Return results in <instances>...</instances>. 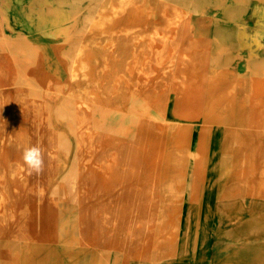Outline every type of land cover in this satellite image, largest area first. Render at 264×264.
<instances>
[{"label":"rangeland","instance_id":"1","mask_svg":"<svg viewBox=\"0 0 264 264\" xmlns=\"http://www.w3.org/2000/svg\"><path fill=\"white\" fill-rule=\"evenodd\" d=\"M94 1L0 0V172L10 178L9 172L22 166L25 180H7L0 264H264V128L257 129V115L241 99L231 107L224 103L227 83L247 82L264 66V0ZM174 14L178 21L167 27L164 20ZM73 42L83 46L84 67L70 77L66 52ZM146 46L162 48L169 58L142 69L150 54ZM25 50L34 57L27 59ZM19 74L40 81L47 91L39 95L18 87ZM65 97L79 110L89 109L84 110L92 145L81 166L75 164L76 132L58 115ZM29 102L46 108L47 123L39 129ZM181 141L182 159L174 153ZM33 142L45 147L40 146L41 173L29 171L22 160ZM138 145L142 153H129ZM24 205L30 213L22 225Z\"/></svg>","mask_w":264,"mask_h":264},{"label":"bare ground","instance_id":"2","mask_svg":"<svg viewBox=\"0 0 264 264\" xmlns=\"http://www.w3.org/2000/svg\"><path fill=\"white\" fill-rule=\"evenodd\" d=\"M81 1V0H80ZM96 1H98V0H96ZM100 1H102V0H100ZM73 2H75V1H73ZM92 3H97V2H93V0H92ZM127 4L126 3H122V7H124V6H126ZM93 6V5H92ZM96 6V5H95ZM95 6H94V8H95ZM120 6V7H121ZM249 7V6H248ZM85 9V8H84ZM87 9V8H86ZM90 9H91V7H90ZM93 9V8H92ZM94 10V9H93ZM85 11V10H84ZM88 12H90L89 10H88ZM87 12V13H88ZM95 12H96V9H95ZM90 13H92V12H90ZM44 15V14H43ZM53 15V14H52ZM89 15H92V14H89ZM46 18V17H45ZM53 18V17H52ZM51 18V19H52ZM179 18V16L178 15H176V14H174L172 17H169V18H166L167 20H164V24L167 26V27H170V26H173L178 20ZM49 19V18H48ZM85 19V18H84ZM83 20V19H82ZM189 20V19H188ZM202 20V19H201ZM72 21V20H71ZM84 21V20H83ZM244 21V20H243ZM58 22V21H57ZM245 22V21H244ZM83 23V22H82ZM85 23V22H84ZM95 24H97L98 26L99 25H101V19H97L95 22H94ZM178 24V23H177ZM176 24V25H177ZM186 24V23H185ZM82 25H84L85 27H84V29L86 28H88V24H82ZM178 27V26H177ZM83 28V27H82ZM61 29V28H60ZM63 29V28H62ZM85 29V30H86ZM182 29H183V27H182ZM185 29V28H184ZM241 29V28H240ZM243 29V28H242ZM241 29V30H242ZM65 30H66V28H65ZM170 30V29H169ZM174 30V29H173ZM181 30V29H180ZM166 31V30H165ZM244 31V30H243ZM247 31V30H246ZM60 32H62V31H60ZM64 32V31H63ZM73 31L72 30H69L68 32H67V34L69 33V35L72 33ZM56 33H57V31H56ZM113 33V32H112ZM132 33V32H131ZM186 33V32H185ZM65 34V33H64ZM63 34V35H64ZM115 34V33H114ZM153 34H156V32L155 33H153ZM251 34V33H250ZM256 34V33H255ZM58 35H59V33H58ZM62 35V36H63ZM78 35V34H77ZM76 35V36H77ZM174 35V34H173ZM184 35V34H183ZM98 36V35H97ZM119 36H121V35H119ZM157 36V35H156ZM253 36V35H252ZM259 36V35H258ZM82 37V36H81ZM110 37H111V35H110ZM158 37V36H157ZM172 37V36H171ZM183 37V36H182ZM238 37V36H237ZM251 37V36H250ZM54 38H56V37H54ZM150 38V37H149ZM176 38V37H175ZM140 39V38H139ZM171 39V38H170ZM178 39H179V37H178ZM15 40V39H14ZM258 40V39H257ZM171 41V40H170ZM175 41H176V39H175ZM177 42H179V41H177ZM255 42V41H254ZM4 43V42H3ZM66 43V42H65ZM148 43V42H147ZM153 43H154V41H153ZM152 43V44H153ZM246 43H247V41H246ZM61 44V43H60ZM59 44V45H60ZM64 44V43H63ZM108 44V43H107ZM133 44V43H132ZM253 44V43H252ZM258 44H259V41H258ZM105 45V44H104ZM255 45V44H254ZM182 46V45H181ZM147 48H150L149 50V52H150V54H149V57L147 56V54H145V56H147L148 58H145V60H144V58H143V60H142V62H141V65L140 66H142L143 68L142 69H144V67H146V66H149L150 64L153 66V65H157L158 66V64H161L164 60L166 61V59H168V58H166L165 57V54H164V51H163V49L162 48H156V47H153V46H146ZM82 48H83V46L80 44V43H76V42H73V43H71L70 44V48L68 47V51L66 52V56H68L69 57V60H70V68H69V74L68 75H70V77H74V75H75V71H79V70H81L84 66H83V62H82V60H81V56H82ZM135 49V48H134ZM148 50V49H147ZM181 50V49H180ZM241 50V49H240ZM245 50V49H244ZM257 50V49H256ZM110 51V50H109ZM242 51V50H241ZM57 52V51H56ZM108 52V51H107ZM132 52V51H131ZM137 52H139V49L137 50ZM5 53V52H4ZM182 53V52H181ZM98 54V53H97ZM170 54H172V53H170ZM9 55V54H8ZM21 55V54H20ZM24 55L27 57V59H32L33 57H34V54H33V52L31 51V50H25L24 51ZM54 55V54H53ZM180 55V54H179ZM247 55V54H246ZM254 55V54H253ZM97 56V55H96ZM134 57L136 56V53H135V55H133ZM110 57V56H109ZM133 57V58H134ZM144 57V56H143ZM182 57V56H181ZM247 57V56H246ZM9 58H11V57H9ZM113 58V57H112ZM60 59V58H59ZM106 59V58H105ZM105 59H104V61H105ZM11 60V59H10ZM58 60V59H57ZM102 60V59H101ZM108 60V59H107ZM135 60V59H134ZM176 60V59H175ZM219 60V59H218ZM217 59H213V62L215 61H218ZM136 61V60H135ZM169 61V60H168ZM181 61V60H180ZM207 61V60H206ZM12 62V61H11ZM27 62V61H26ZM132 62H133V60H132ZM170 62V61H169ZM168 62V63H169ZM246 62V61H245ZM102 63H103V61H102ZM16 64V63H15ZM14 64V65H15ZM20 64V63H19ZM75 64H77V66H78V68H74L73 66L75 65ZM105 64V63H104ZM107 64V63H106ZM105 64V65H106ZM117 64V63H116ZM163 64V63H162ZM170 64H172V62L170 63ZM170 64H166V66L167 65H170ZM13 65V64H12ZM108 65V64H107ZM112 65V64H111ZM215 65V64H214ZM101 66V65H100ZM165 66V67H166ZM237 66V65H236ZM103 67V66H102ZM107 67V66H106ZM114 67V66H113ZM169 67V66H168ZM171 67V66H170ZM206 67V66H205ZM17 68V67H16ZM105 68V67H104ZM112 68V67H111ZM110 68V69H111ZM147 68H149V67H147ZM214 68V67H213ZM247 68V67H246ZM100 69V68H99ZM141 69V68H140ZM139 69V70H140ZM165 69H167V67L165 68ZM169 69H171V68H169ZM168 69V70H169ZM68 70V69H67ZM103 70V69H102ZM112 70V69H111ZM126 70V69H125ZM172 70V69H171ZM226 70V69H225ZM248 70V69H247ZM54 71V70H53ZM110 71V70H109ZM228 71V70H227ZM98 72H99V70H98ZM113 72V71H112ZM168 72V71H167ZM169 72H171V71H169ZM174 72V71H173ZM225 72V71H224ZM84 73V72H83ZM111 73V72H110ZM139 74H140V72H138ZM44 74V73H43ZM113 74H115V73H113ZM117 74H118V72H117ZM119 74H120V72H119ZM171 74V73H170ZM245 74V73H244ZM17 75V74H16ZM46 75V74H45ZM43 76V77H46V76ZM83 75V74H82ZM116 75V74H115ZM142 75V74H141ZM117 76V75H116ZM115 76V77H116ZM119 76H121V74L119 75ZM137 76H138V74H137ZM143 76H144V78L146 77L147 78V74H143ZM162 76V75H161ZM164 76V75H163ZM171 76H172V74H171ZM176 76V75H175ZM239 76V75H238ZM47 77H48V74H47ZM99 76H97V78H98ZM111 77H112V75H111ZM114 77V79L116 80V78ZM165 77V76H164ZM118 78V77H117ZM119 78H121V77H119ZM125 78V77H124ZM42 79V78H41ZM55 79V78H54ZM111 79V78H110ZM122 79V78H121ZM114 80V81H115ZM128 80H130V79H128ZM146 80V79H145ZM147 80H148V78H147ZM147 80H146V83H147ZM176 80V79H175ZM17 81V82H16ZM16 83L17 84H19L18 85V87L20 86H25V88L27 89V91L28 92H34V93H41V92H44V91H47V89H46V87L43 85V84H41V83H39V82H37V81H34V80H32V79H30L29 78V76H27V75H23V74H19L18 75V77H17V79H16ZM43 81V80H42ZM102 81V80H101ZM111 81V80H110ZM109 81V82H110ZM119 82H120V80H118ZM126 82H127V80H125ZM67 82H68V80H67ZM94 82V81H93ZM96 82H97V80H96ZM119 82H118V84H119ZM137 82V81H136ZM143 82V81H142ZM170 82V81H169ZM168 82V83H169ZM43 83V82H42ZM97 83H99V82H97ZM144 83V82H143ZM171 83V82H170ZM47 84H50L49 83V81L47 82ZM117 84V83H116ZM127 84V83H126ZM142 84V83H141ZM232 83H227V85H226V88H225V91H224V103H225V105L227 106V107H231V106H233V105H235L236 104V102L239 100V99H241V101L242 102H244L246 105H245V108H247L250 112H251V114L253 113V114H256L257 115V117H256V122L254 123V125L257 127V129H259V128H264V66L262 67V68H257L256 70H253L252 72H251V77H250V79L247 81V82H242V83H239V84H237V85H235L234 86V84H233V86L231 85ZM54 85V84H53ZM56 85V84H55ZM106 85V84H105ZM128 85V84H127ZM136 85H138V82H137V84ZM143 85H145V84H143ZM164 85V84H163ZM169 85V84H168ZM174 85V84H173ZM175 85H176V83H175ZM48 86V85H47ZM118 86H120V85H118ZM117 86V87H118ZM139 86H140V84H139ZM17 87V88H18ZM64 87V86H63ZM105 87H107V85L105 86ZM135 87V86H134ZM154 87V86H153ZM164 87H166V86H163V89H164ZM171 87H173V86H171ZM4 88V87H3ZM22 88V87H21ZM139 88V87H138ZM167 88V87H166ZM183 88L184 89H186L187 90V92H188V89L187 88H185L184 86H183ZM16 89V88H15ZM49 89H50V87H49ZM52 89V88H51ZM121 89V88H120ZM135 89V88H134ZM146 89V88H145ZM148 89V88H147ZM18 90V89H17ZM98 90V89H97ZM16 91V90H15ZM19 91V90H18ZM21 91H22V89H21ZM61 91V90H60ZM116 91H119V90H115V92ZM163 91H165V90H163ZM184 91V90H183ZM50 92V91H49ZM53 92V91H52ZM102 92V91H101ZM121 92V91H120ZM190 92V91H189ZM10 93V92H9ZM17 94H18V92H16ZM119 93V92H118ZM117 93V94H118ZM143 93V92H142ZM169 93V92H168ZM44 94V93H43ZM46 94H48V92L46 93ZM58 94V93H57ZM103 94V93H102ZM156 94V93H155ZM164 94V93H163ZM173 94V93H172ZM184 94V93H183ZM186 94V93H185ZM184 94V95H185ZM188 94V93H187ZM204 94V93H203ZM7 95H10V94H8L7 93ZM19 95V94H18ZM40 95V94H39ZM45 95V94H44ZM49 95V94H48ZM55 95V94H54ZM146 95V94H145ZM162 95V94H161ZM189 95H193L192 93H189ZM188 95V96H189ZM28 96V95H27ZM46 96V95H45ZM55 96H57V95H55ZM86 96V95H85ZM92 96V95H91ZM190 96V97H191ZM198 96V95H197ZM204 96V95H203ZM11 97V96H10ZM24 97V96H23ZM30 97V96H29ZM28 97V98H29ZM36 97V96H35ZM108 97V96H107ZM106 97V98H107ZM160 97H162V96H160ZM159 97V98H160ZM196 97V96H195ZM16 98H17V96H16ZM25 98V97H24ZM33 98V97H32ZM66 98V100H65V102H61V104H60V107H59V112H58V115L60 116V117H62V118H64V120L66 119L67 120V122H68V124L71 126V129H73L75 132H76V135H77V142H76V145H77V156H76V159H75V164L77 163V164H80V166L84 163V161H85V159L83 158V154L85 155V153H90L89 151V149L91 148V141H90V137H89V135L87 134V132L86 131H88V129H87V127H88V124H89V121H90V119H89V115H87V113H86V111L85 110H87V109H83V111H81V110H79L78 109V107H77V103L76 102H74L73 101V99H71V98H67V97H65ZM89 98H91L90 97V95H89ZM104 98V97H103ZM150 98V97H149ZM151 98H153V97H151ZM182 98V97H181ZM11 99V98H10ZM12 99H13V97H12ZM30 99V98H29ZM38 98H35V100H37ZM92 99V98H91ZM90 99V100H91ZM147 99H148V97H147ZM156 99H158L157 97H156ZM163 99V98H162ZM194 99V98H193ZM19 100H22V98L21 97H18V101ZM78 100V99H77ZM89 100V99H88ZM87 99H86V101H88ZM94 101V103H95V99H93ZM151 100H153V99H151ZM14 101V100H13ZM17 101V100H16ZM23 101H26V100H23ZM33 101V100H32ZM39 101V100H38ZM42 101V100H41ZM148 101V100H147ZM155 101V103L157 102L156 100H154ZM154 101H153V103H154ZM203 101V100H202ZM19 102H22V101H19ZM35 102V101H34ZM101 101H99V103H100ZM108 102V101H107ZM159 102H161V100L159 101ZM158 102V103H159ZM3 103V102H2ZM7 103V102H6ZM13 103V102H12ZM32 103V102H31ZM39 102H37V104H38ZM81 103V102H80ZM86 103V102H85ZM91 103H92V101H91ZM154 103V104H155ZM188 103H189V101H188ZM187 103V104H188ZM206 103V102H205ZM8 104V103H7ZM24 104H25V102H24ZM27 104H28V102H27ZM33 104V103H32ZM36 104V103H35ZM30 105V102H29V105H30V107H31V115L32 116H30L31 117V119H33L36 123H37V128H38V125L39 124H41L44 120L46 121V117H47V115H46V108L43 106V104L41 105V103L39 104V105ZM45 104V103H44ZM108 104V103H107ZM110 104V103H109ZM161 104V103H160ZM165 104V103H164ZM0 105H1V103H0ZM11 105H13V104H11ZM143 105V104H142ZM148 105V104H147ZM190 105H192L191 103H190ZM206 105H207V103H206ZM211 105V104H210ZM3 105H1L0 107H2ZM25 106H27L26 104H25ZM25 106H23V108L25 107ZM87 106V105H86ZM97 106H98V104H97ZM214 106V105H213ZM12 107H14V106H12ZM18 107L19 106H17V109H18ZM22 107V106H21ZM30 107H29V109H30ZM114 107V106H113ZM161 107H162V105H161ZM192 107V106H191ZM16 108V107H15ZM22 108V109H23ZM86 108H88V107H86ZM101 108V107H100ZM159 108V107H158ZM187 108H190V107H187ZM207 108V107H206ZM208 108H209V106H208ZM215 108V107H214ZM6 109H7V107H6ZM26 109V108H25ZM24 109V110H25ZM162 109H163V107H162ZM164 109H165V107H164ZM185 109H186V106H185ZM191 109V108H190ZM212 109V108H211ZM210 109V110H211ZM28 110V109H27ZM89 110V109H88ZM87 110V111H88ZM94 110V109H93ZM92 110V111H93ZM161 110V109H160ZM179 110H180V108H179ZM7 111V110H6ZM14 111V110H13ZM13 111H12V113H13ZM19 111V110H18ZM21 111V110H20ZM95 111V110H94ZM183 111V110H182ZM186 111V110H185ZM25 112V111H24ZM187 112V111H186ZM11 113V112H10ZM11 113V114H12ZM28 113H29V111H28ZM95 113V112H94ZM183 113V112H182ZM182 113H181V115H182ZM10 114V115H11ZM23 114V113H22ZM180 114V113H179ZM252 114V116H254ZM2 116V115H1ZM15 116V115H14ZM20 116V115H19ZM55 116V115H54ZM186 116H187V114H186ZM252 116H251V119H252ZM13 117V116H12ZM30 117H29V120H31L30 119ZM188 117V116H187ZM197 117V116H196ZM4 118V117H3ZM17 118H19V117H17ZM27 118H28V116H27ZM99 118V117H98ZM25 119V118H24ZM61 119V118H60ZM92 119V118H91ZM101 119V118H100ZM250 119V120H251ZM26 120V119H25ZM24 120V121H25ZM94 120V119H93ZM96 120V119H95ZM95 120H94V122H95ZM143 120V119H142ZM191 120H193V119H191ZM252 120H254V119H252ZM251 120V121H252ZM1 121V120H0ZM44 121V122H45ZM3 122H4V120H3ZM29 123L28 124H30L31 122L30 121H28ZM34 122V123H35ZM44 122H43V125H44ZM94 122L92 121V124H94ZM153 122V121H152ZM253 122V121H252ZM25 123V122H24ZM45 123H47V122H45ZM5 124V123H4ZM26 124V123H25ZM33 124V123H32ZM31 124V125H32ZM2 125V124H1ZM11 125V124H10ZM19 125V124H18ZM42 125V126H43ZM90 125V124H89ZM98 125V124H97ZM42 126H41V128H42ZM46 126V125H45ZM142 126V125H141ZM208 126V125H207ZM221 126V125H220ZM12 127V126H11ZM29 127V126H28ZM98 127V126H97ZM167 127V126H166ZM217 127V126H216ZM215 127V128H216ZM139 128H140V126H139ZM137 129V130H140V129ZM155 128V127H154ZM163 128H165V127H163ZM208 128V127H207ZM12 129H13V127H12ZM23 129H24V127H23ZM33 129H35V127L33 128ZM39 129V128H38ZM47 129V128H46ZM46 129H45V131H46ZM92 129V128H91ZM98 130H99V128H97ZM141 129H142V127H141ZM136 130V131H137ZM157 130V129H156ZM208 130H210V128L208 129ZM3 131H4V129H3ZM2 131V132H3ZM43 131H44V129H43ZM44 131V132H45ZM165 131V130H164ZM13 132V131H12ZM48 132H50V131H47V133ZM210 132V131H209ZM34 133H36V131L34 130ZM42 133V132H41ZM51 133H52V131H51ZM89 133V132H88ZM91 133H92V131H91ZM137 133V132H136ZM142 133H144V131L142 132ZM152 133V132H151ZM150 133V134H151ZM157 133V132H156ZM165 133V132H164ZM33 134V133H32ZM38 134H40V133H38ZM90 134V133H89ZM158 134V133H157ZM207 134H209V133H207ZM34 135V134H33ZM51 135H53V134H51ZM94 135V134H93ZM134 135H135V133H134ZM220 135V134H219ZM36 136V135H35ZM34 136V137H35ZM39 136V135H38ZM97 136V135H96ZM95 136V137H96ZM138 136V135H137ZM150 136V135H149ZM235 136V135H234ZM29 137V136H28ZM48 138H50L49 136H47ZM73 137V136H72ZM92 137V136H91ZM184 137H185V135H184ZM36 138V137H35ZM34 138V140H36ZM181 138V137H180ZM9 139H11V138H9ZM41 139V138H40ZM92 139H93V137H92ZM138 139V138H137ZM33 140V141H34ZM46 140V139H45ZM48 140V139H47ZM50 140V139H49ZM48 140V141H49ZM136 140V139H135ZM134 140V141H135ZM232 140V139H231ZM1 141H2V138H1ZM133 141V142H134ZM139 141V140H138ZM10 142H11V140H10ZM29 142V141H28ZM32 142V141H31ZM42 142H44V141H42ZM132 142V143H133ZM234 142V141H233ZM1 143V142H0ZM30 143V142H29ZM28 143V144H29ZM34 144H35V142H33ZM49 143H50V141H49ZM94 143H95V141H94ZM137 143V142H136ZM32 145V144H31ZM36 145V144H35ZM94 145H96V144H94ZM93 145V146H94ZM132 145V144H131ZM134 145V144H133ZM156 145V144H155ZM181 145H183V141H181V142H179V144L175 147V152L174 153H176L177 154V156H180L181 157V159H182V157H184L181 153H182V148H181ZM2 146V145H1ZM41 147H43L42 145H40ZM152 147H151V149L152 150H155L156 149V147L155 146H153V145H151ZM28 147H29V145H28ZM43 148H45V147H43ZM42 148V149H43ZM48 148V147H47ZM133 148V147H132ZM123 149H124V147H123ZM131 149V148H130ZM92 150V149H91ZM129 150V149H128ZM1 151V150H0ZM50 151V150H49ZM120 152L122 151L121 149L119 150ZM215 151H217V150H215ZM46 152V151H45ZM95 152V151H94ZM126 152H127V150H126ZM1 153V152H0ZM4 153V152H3ZM3 153H2V155H3ZM80 153H82V154H80ZM129 153H142V150H141V146L140 145H138L137 147H134V149H133V151H131V152H129ZM161 153H163L162 151H161ZM18 154V153H17ZM16 154V155H17ZM210 154H212V153H210ZM48 156H49V154H47ZM134 155V154H133ZM1 156V155H0ZM4 156V155H3ZM3 156H1V157H3ZM18 156V155H17ZM132 156V155H131ZM52 157H53V155H52ZM52 157H50L51 159H52ZM87 157V156H86ZM210 157V156H209ZM222 157H225V156H222ZM16 159V158H15ZM89 159V158H88ZM217 159V158H216ZM185 160V159H184ZM218 160V159H217ZM220 160V159H219ZM90 161V160H89ZM89 161H87V163L89 162ZM103 161H104V159H103ZM103 161H102V164H103ZM14 162V161H13ZM20 162V161H19ZM51 162V160L49 161V164H51L50 163ZM52 162H53V160H52ZM105 162V161H104ZM220 162V161H219ZM6 163V162H5ZM5 163H4V165H5ZM15 164H16V162H14ZM106 163V162H105ZM205 163V162H204ZM73 164V163H72ZM74 164V165H75ZM89 164V163H88ZM4 165H3V167H4ZM9 165V164H8ZM10 165H11V163H10ZM52 165H55V164H52ZM7 166V165H6ZM49 166H51V165H49ZM2 167V166H1ZM0 167V168H1ZM21 167L22 166H17V167H15L13 170H12V172H9V176H10V178H15L16 179V181H18V182H22V183H24V181L25 180H21V176L23 175L24 176V173H23V171H22V169H21ZM48 167V166H47ZM53 167H55V166H53ZM73 167V166H72ZM83 167H84V165H83ZM5 168V167H4ZM9 168V167H8ZM44 168H45V165H44ZM49 168V167H48ZM85 168V167H84ZM204 168H205V165H204ZM10 169V168H9ZM8 169V170H9ZM56 169V168H55ZM1 170V169H0ZM7 170V169H6ZM85 169H83V171H84ZM30 171V170H29ZM78 171V170H77ZM213 171V170H212ZM5 172V171H4ZM3 172V169H2V172H0V222H1V220H5L6 218H5V214H6V212H7V207H6V201H7V180L8 179H10V178H7V175H6V173H4ZM76 172V171H75ZM82 172V171H81ZM25 173H26V171H25ZM80 173V172H79ZM85 173V172H84ZM28 174V173H27ZM157 174H158V172H157ZM29 175V174H28ZM75 175H80V174H76L75 173ZM83 175H86V174H83ZM90 175V174H89ZM22 176V177H23ZM26 176V175H25ZM63 176H66V175H63ZM46 177V176H45ZM45 177L43 178L44 180H45ZM76 177H78V176H76ZM81 177H82V174H81ZM88 177V176H87ZM42 178V177H41ZM90 178H91V176H90ZM89 178V179H90ZM20 179V180H19ZM88 179V178H87ZM208 179V178H207ZM217 179V178H216ZM12 180V179H11ZM11 180H9V181H11ZM34 180V179H33ZM155 180H158L157 178L155 179ZM35 181V180H34ZM33 181V182H34ZM38 181H39V179H38ZM46 181V180H45ZM65 181V180H64ZM90 181H91V179H90ZM90 181H89V183H90ZM214 181V180H213ZM32 182V181H31ZM85 182V181H84ZM154 182V181H153ZM12 183V182H11ZM14 183V182H13ZM82 183V182H81ZM206 183V182H205ZM214 183V182H213ZM18 184V183H17ZM28 184V183H27ZM32 184V183H31ZM39 184V183H38ZM41 184H42V181H41ZM46 184V183H45ZM154 184V183H153ZM156 184V183H155ZM203 184V183H202ZM26 185V184H25ZM77 185H78V183H77ZM79 185H81L80 183H79ZM84 185H85V183H84ZM84 185H81V186H84ZM150 185V184H149ZM152 185V184H151ZM19 186V185H18ZM22 186H24V185H22ZM39 186V185H38ZM85 186H87V185H85ZM84 186V187H85ZM41 187H43L42 185H40V187H39V189H40V191L41 192H43V190L41 189ZM46 187V186H45ZM44 187V188H45ZM60 187V186H59ZM83 187V188H84ZM88 187V186H87ZM152 187V186H151ZM20 188V187H19ZM28 188V187H27ZM88 188H90V187H88ZM138 188V187H137ZM136 188V189H137ZM232 189V188H231ZM230 189V190H231ZM14 190V189H13ZM24 190V189H23ZM36 190V189H35ZM129 190V189H128ZM131 190H132V188H131ZM229 190V191H230ZM16 191V190H15ZM39 191V192H40ZM133 191V190H132ZM136 191V190H135ZM139 191V190H138ZM34 192H36V191H34ZM41 192H40V194H41ZM45 192V191H44ZM18 194V193H17ZM25 194V193H24ZM148 194V193H147ZM152 194V193H151ZM23 195V194H22ZM26 195H28V194H26ZM34 195V194H33ZM39 195V194H38ZM54 195V194H53ZM79 195V194H78ZM80 195H82V194H80ZM150 195V194H149ZM16 196V195H15ZM18 196V195H17ZM42 196V195H41ZM83 196V195H82ZM85 196V195H84ZM230 196V195H229ZM29 197H30V195H29ZM31 197H32V195H31ZM30 197V198H31ZM34 197V196H33ZM39 197V196H38ZM54 197V196H53ZM63 197H65V196H63ZM22 198V197H21ZM23 199V198H22ZM32 199V198H31ZM50 200L52 199V197H50L49 198ZM21 200V199H20ZM24 200H26V199H24ZM23 200V201H24ZM47 200H48V197H47ZM46 200V201H47ZM49 200V201H50ZM63 200V199H62ZM12 201V200H11ZM41 201V200H40ZM43 201V200H42ZM45 201V202H46ZM57 201V200H56ZM150 201V200H149ZM22 202V201H21ZM48 202V201H47ZM53 203H54V201H52ZM51 202V205H53V203ZM11 203H13V202H11ZM18 203H20V202H18ZM29 203V202H28ZM32 203V202H31ZM36 203V202H35ZM49 203V202H48ZM41 204V203H40ZM264 204V203H263ZM10 205V204H9ZM15 206V205H14ZM13 206V207H14ZM29 206V205H28ZM148 206H150L149 204H148ZM147 206V207H148ZM160 206V205H159ZM13 207H12V209H10V210H12L13 211ZM54 207V209H55V205L53 206ZM104 207V206H103ZM43 208V207H42ZM51 209V207H48L47 209ZM149 208V207H148ZM147 208V209H148ZM104 209H106V207L104 208ZM17 210H18V208H17ZM16 210V211H17ZM56 210V209H55ZM103 210V209H102ZM9 211V210H8ZM39 211V210H38ZM43 211H45L44 210V208H43ZM110 211V210H109ZM18 212V211H17ZM50 212H51V210H50ZM103 212V211H102ZM9 213H10V211H9ZM13 213V212H12ZM29 213H30V211H29V209L26 207V205H24V206H22V208H20L19 209V222H20V224L22 223V221H25V220H23L25 217H27V216H29ZM40 213V212H39ZM43 213V212H42ZM111 213V212H110ZM14 214V213H13ZM16 214H18V213H16ZM44 214V213H43ZM47 214V213H46ZM49 215H51V213H48ZM33 215V214H32ZM40 215H42V214H40ZM97 215L98 214H96V217H97ZM115 216V215H114ZM44 217H45V215H44ZM51 217V216H50ZM108 217V216H107ZM5 218V219H4ZM43 218V217H42ZM46 218V217H45ZM45 218H44V220H45ZM48 218V217H47ZM131 218V217H130ZM16 219V218H15ZM27 219V218H26ZM41 219V218H40ZM100 219H102V218H100ZM103 219H105V220H108L107 218H103ZM18 220V219H17ZM30 220H31V218H30ZM43 220V221H44ZM50 220V219H49ZM79 220V219H78ZM92 220H94V219H92ZM104 220V221H105ZM36 221V220H35ZM40 222H41V220H39ZM38 221V222H39ZM80 221V220H79ZM101 221V220H100ZM131 221V220H130ZM5 222V221H4ZM27 222V221H26ZM34 222V221H33ZM32 222V223H33ZM81 222V221H80ZM107 222V221H106ZM28 223V222H27ZM46 222H44V224H45ZM77 223H78V221H77ZM82 223V226L84 225V223H83V221L81 222ZM104 223V222H103ZM112 223V222H111ZM1 224V223H0ZM14 224V223H13ZM43 224V225H44ZM52 224V223H51ZM128 224V223H127ZM129 224H131L130 222H129ZM140 223H138L137 225H139ZM147 224V223H146ZM3 225H5V223L3 224ZM3 225H1V227L3 226ZM22 225H23V223H22ZM36 225V224H35ZM78 225V224H77ZM151 225V224H150ZM20 225H18V227H19ZM29 226H31V223H30V225ZM45 226H47V224H45ZM82 226H79V227H82ZM105 226V225H104ZM112 226L113 225H111V228H112ZM127 226V225H126ZM129 226V225H128ZM174 226H175V224H174ZM16 227V226H15ZM16 228L18 231H19V229L21 228ZM28 227V226H27ZM32 227H33V224H32ZM146 227H149L148 225L146 226ZM12 228V227H11ZM24 228V227H23ZM26 228V227H25ZM24 228V229H25ZM29 228V227H28ZM28 228H27V231H28ZM44 228V227H43ZM42 228V229H43ZM150 228H152V227H150ZM173 228H175V227H173ZM32 229V228H31ZM35 229V228H34ZM38 229V228H37ZM41 229V230H42ZM49 229V228H48ZM54 229V228H53ZM82 229H83V231H84V229L85 228H83L82 227ZM109 229V228H108ZM108 229H107V231H108ZM2 230V231H1ZM0 231H1V233H3V229H1ZM50 230V229H49ZM86 230H87V228H86ZM88 230H89V228H88ZM110 230V229H109ZM27 231H26V233H27ZM48 231V230H47ZM111 231H113V229L111 230ZM128 231H129V229H128ZM9 232H11V231H9ZM32 232H34V230H32ZM31 232V233H32ZM48 232H50V231H48ZM47 232V233H48ZM78 232V231H77ZM85 232V231H84ZM87 233H88V231H86ZM24 232H21V234H23ZM43 233V232H42ZM107 233V232H106ZM110 233V232H109ZM147 233V232H146ZM30 234V233H29ZM45 234V233H44ZM50 234V233H49ZM82 234H84V233H81V235ZM11 235V234H10ZM27 235V234H26ZM26 235L24 236L25 238H26ZM34 235V234H33ZM32 235V236H33ZM47 235V234H46ZM52 235V234H51ZM79 235V234H78ZM80 235V236H81ZM107 235H110V234H107ZM19 236H20V234H19ZM45 236V235H44ZM54 236H55V234H54ZM66 236V235H65ZM89 236V235H88ZM87 236V237H88ZM105 236H106V234H105ZM145 236V235H144ZM16 237V236H15ZM14 237V238H15ZM21 237V236H20ZM29 237V236H28ZM48 237L49 236H47V239H48ZM132 237V236H131ZM8 238V237H7ZM12 238V237H11ZM30 239H31V236L29 237ZM141 238V237H140ZM17 239V238H16ZM37 239V238H36ZM91 239V238H90ZM33 240V239H32ZM39 240V239H38ZM80 240V239H79ZM88 240V242L90 241L89 240V238L87 239ZM87 240H86V242L85 243H87ZM99 240V239H98ZM127 240V239H126ZM24 241V240H23ZM28 241V240H27ZM30 241V240H29ZM42 241V240H41ZM81 241H82V238H81ZM12 242V241H11ZM43 242V241H42ZM83 242V241H82ZM93 242V241H92ZM91 242V243H92ZM101 242H102V240H101ZM37 243V242H36ZM79 243V242H78ZM84 243V244H85ZM104 241H103V245H104ZM28 244V243H27ZM80 244V243H79ZM93 244V243H92ZM91 244V245H92ZM25 245H26V243H25ZM39 245V244H38ZM43 245V244H42ZM78 245V244H77ZM90 245V243L88 244V246ZM1 246V245H0ZM19 246H20V244H19ZM30 246H31V244H30ZM79 246V245H78ZM84 245L82 244V247H83ZM87 246V245H86ZM22 247V246H21ZM20 247V248H21ZM39 247V246H38ZM81 247V246H80ZM90 247V246H89ZM69 248H71V247H69ZM75 248V247H74ZM87 248V247H86ZM25 249H27V248H24V249H22V250H25ZM49 249V248H48ZM85 249V248H84ZM110 249V248H109ZM7 250V249H6ZM21 250V251H22ZM39 250V249H38ZM49 250H51V249H49ZM21 251H20V253H21ZM70 251V250H69ZM84 251H86V250H84ZM7 252V251H6ZM38 251H36V253H37ZM40 252V251H39ZM82 253V252H81ZM84 253H82V255H83ZM23 255V254H22ZM21 255H19V257H20ZM33 257V256H32ZM35 257V256H34ZM33 257V258H34ZM140 258V257H139ZM4 259V258H3ZM30 260V259H29ZM32 260V259H31ZM33 261V260H32ZM35 261V260H34ZM72 261V260H71ZM20 262V261H19Z\"/></svg>","mask_w":264,"mask_h":264},{"label":"clouds","instance_id":"3","mask_svg":"<svg viewBox=\"0 0 264 264\" xmlns=\"http://www.w3.org/2000/svg\"><path fill=\"white\" fill-rule=\"evenodd\" d=\"M22 160L30 171L41 173L44 169V153L39 145H31L23 150Z\"/></svg>","mask_w":264,"mask_h":264}]
</instances>
